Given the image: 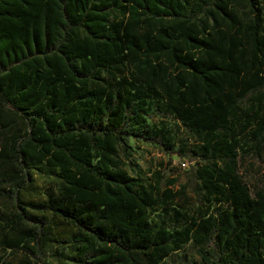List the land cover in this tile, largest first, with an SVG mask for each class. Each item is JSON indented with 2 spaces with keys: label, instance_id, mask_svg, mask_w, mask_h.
I'll return each mask as SVG.
<instances>
[{
  "label": "trees",
  "instance_id": "1",
  "mask_svg": "<svg viewBox=\"0 0 264 264\" xmlns=\"http://www.w3.org/2000/svg\"><path fill=\"white\" fill-rule=\"evenodd\" d=\"M129 137L189 152L185 182ZM263 149L264 0H0L10 264H264V184L238 169ZM187 189L208 202L185 217Z\"/></svg>",
  "mask_w": 264,
  "mask_h": 264
},
{
  "label": "rangeland",
  "instance_id": "2",
  "mask_svg": "<svg viewBox=\"0 0 264 264\" xmlns=\"http://www.w3.org/2000/svg\"><path fill=\"white\" fill-rule=\"evenodd\" d=\"M158 115L155 111H151V115L149 116V121L156 122L158 120ZM168 122L172 125L175 124L176 121H173L171 118L168 119ZM175 131L181 136L184 135L185 131L182 127L176 129L174 125ZM241 143L245 141V136L240 134ZM128 145H130V158L134 160L139 166L144 168L145 170H151L153 172L158 171L162 175V182L166 177H175L176 183L174 185L175 188L179 186L180 183L185 182L187 177V171L190 165H195V159L191 157V154L186 151L183 156H178L176 154H170L168 152L163 151L154 143L139 140L138 138L129 137ZM238 169L243 176V180L248 184L250 188H254L256 186H260L264 184V149L262 150L259 156L253 155V153H249L248 155H244L240 158L238 162ZM149 174V173H148ZM154 179V177H153ZM187 194L189 195L188 200L185 202L180 197L176 199V205L180 208L185 207L187 209L188 214L185 213V217L191 215L197 206H204L207 204V200L202 196H194V194L187 189ZM177 198V197H176ZM10 202L0 197V207L3 209L10 208ZM157 212H161V210H157L152 215L153 218H158ZM164 222L171 225L170 219L165 215ZM211 243H209V247H211ZM8 252V250L6 251ZM5 253V252H4ZM2 250H0V258H3L10 264L11 259H14L10 253L6 256ZM178 254L183 255L184 257L191 256L196 254L195 245H186L183 247ZM180 256L178 255V258Z\"/></svg>",
  "mask_w": 264,
  "mask_h": 264
}]
</instances>
